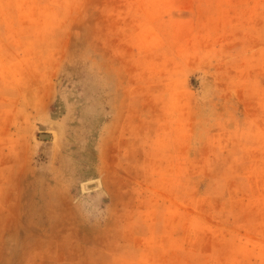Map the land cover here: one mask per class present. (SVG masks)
Returning a JSON list of instances; mask_svg holds the SVG:
<instances>
[{"label":"rangeland","instance_id":"obj_1","mask_svg":"<svg viewBox=\"0 0 264 264\" xmlns=\"http://www.w3.org/2000/svg\"><path fill=\"white\" fill-rule=\"evenodd\" d=\"M0 264H264V0H0Z\"/></svg>","mask_w":264,"mask_h":264},{"label":"water","instance_id":"obj_2","mask_svg":"<svg viewBox=\"0 0 264 264\" xmlns=\"http://www.w3.org/2000/svg\"><path fill=\"white\" fill-rule=\"evenodd\" d=\"M40 138H41L42 140H49V139H50V135H48V134H41V135H40Z\"/></svg>","mask_w":264,"mask_h":264}]
</instances>
